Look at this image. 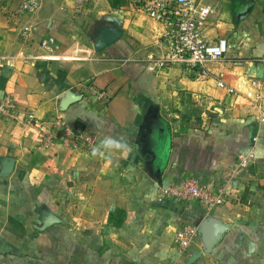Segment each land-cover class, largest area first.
Segmentation results:
<instances>
[{"label": "crops", "instance_id": "crops-1", "mask_svg": "<svg viewBox=\"0 0 264 264\" xmlns=\"http://www.w3.org/2000/svg\"><path fill=\"white\" fill-rule=\"evenodd\" d=\"M24 1L0 0V103L13 98L44 127L0 114V264H264V123L249 107V96L264 98V0H204L215 10L205 39L229 44L207 75L149 71L148 56L166 57L170 43L132 0H95L83 16L75 0L21 13ZM110 30L116 39L100 48ZM48 37L58 58H36ZM57 120L92 134L103 154L59 139L40 148ZM251 148L256 163L239 169ZM188 179L225 187L226 203L162 194ZM213 223L227 230L209 250ZM184 228L197 229L186 251Z\"/></svg>", "mask_w": 264, "mask_h": 264}, {"label": "built area", "instance_id": "built-area-1", "mask_svg": "<svg viewBox=\"0 0 264 264\" xmlns=\"http://www.w3.org/2000/svg\"><path fill=\"white\" fill-rule=\"evenodd\" d=\"M95 0H75V11L78 16L87 14L89 6ZM134 4L149 18L162 23L166 28V37L170 43V51L164 58L148 56V70L157 72L167 65H179L182 67L197 70L202 75L209 72V64L223 60L229 50L226 39H219L217 42H209L204 37L206 24L215 15L212 5L204 0H132ZM36 0H25L20 12H34L37 10ZM40 47L45 56L36 58H58L56 52L59 48L54 37H48L41 41ZM23 55V54H22ZM252 86L258 88L262 85L260 80L251 81ZM219 86L234 96H239V90L228 86L220 80ZM251 95V94H250ZM250 109L258 112V121L264 123V98L257 95L255 98L249 96ZM0 114L12 122H18L23 127L35 126L43 128V121L37 117L35 112L29 111L24 114L23 109L11 97L0 103ZM23 114V116H22ZM22 118V119H21ZM57 129L50 130L40 140L39 147L50 148L56 141L63 143L74 150L93 152L96 148V139L92 134H75L67 123L57 120ZM257 153L251 148L238 157L239 169L249 168L257 161ZM164 195L181 196L191 200H197L207 209L222 206L226 203V188L219 187L212 189L208 186H201L198 182L188 179L180 189L165 188ZM197 236V229L184 228L177 232V243L181 250L191 248Z\"/></svg>", "mask_w": 264, "mask_h": 264}, {"label": "water", "instance_id": "water-1", "mask_svg": "<svg viewBox=\"0 0 264 264\" xmlns=\"http://www.w3.org/2000/svg\"><path fill=\"white\" fill-rule=\"evenodd\" d=\"M251 13V9H248L246 12L241 13L237 16V21L239 22L240 20H242L243 18H246L249 16V14ZM109 34L105 37V40L100 42V48H104L106 46L107 43L113 42L114 39H116L117 37V32L110 30V32H108ZM12 168V164L10 163L8 166L7 171H9ZM227 229L223 226H220L216 223L211 224V226L209 227V238H210V243L208 245L209 250H211L216 244H218L222 238L223 233L226 231Z\"/></svg>", "mask_w": 264, "mask_h": 264}, {"label": "clouds", "instance_id": "clouds-1", "mask_svg": "<svg viewBox=\"0 0 264 264\" xmlns=\"http://www.w3.org/2000/svg\"><path fill=\"white\" fill-rule=\"evenodd\" d=\"M102 145L106 149H112V148H120L122 145L118 144L117 141L113 140L112 138H105V140L102 141ZM102 155L103 152L100 150V148H94L93 149V155Z\"/></svg>", "mask_w": 264, "mask_h": 264}, {"label": "trees", "instance_id": "trees-1", "mask_svg": "<svg viewBox=\"0 0 264 264\" xmlns=\"http://www.w3.org/2000/svg\"><path fill=\"white\" fill-rule=\"evenodd\" d=\"M116 212H117L116 210H115V211L112 210V211H111V216H113ZM118 212L121 213V211H118Z\"/></svg>", "mask_w": 264, "mask_h": 264}]
</instances>
